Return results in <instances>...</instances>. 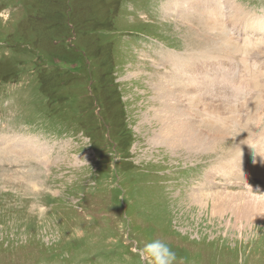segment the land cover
<instances>
[{
    "label": "rangeland",
    "instance_id": "374dc122",
    "mask_svg": "<svg viewBox=\"0 0 264 264\" xmlns=\"http://www.w3.org/2000/svg\"><path fill=\"white\" fill-rule=\"evenodd\" d=\"M169 1L0 0V264H147L138 250L153 240L174 264H264V0L176 3L189 15ZM69 15L89 67L77 78L45 65L67 44L54 37ZM155 81L173 84V103L210 148L149 142L166 98L154 97ZM22 143L40 159L15 160L7 150ZM221 163L239 178L215 174ZM198 183L202 196H189ZM216 201L259 211L239 219Z\"/></svg>",
    "mask_w": 264,
    "mask_h": 264
},
{
    "label": "bare ground",
    "instance_id": "6f19581e",
    "mask_svg": "<svg viewBox=\"0 0 264 264\" xmlns=\"http://www.w3.org/2000/svg\"><path fill=\"white\" fill-rule=\"evenodd\" d=\"M199 1H201V0H199ZM205 1V0H204ZM207 1V0H206ZM211 1V3H212V0H210ZM209 1V2H210ZM214 1V0H213ZM234 1V0H233ZM179 2H181V3H193V1L192 0H190V1H188V0H170L169 2H167V5L165 4V6H164V8L165 9H168L169 8V6L172 4V6H173V11H176L175 12V15H178V14H185V15H189L190 14V10L189 9H191L192 7H190V6H182V5H177L176 3H179ZM232 2V1H231ZM207 3V2H206ZM210 3V4H211ZM180 4V3H179ZM194 4L196 5V3L194 2ZM210 4H208V5H210ZM234 4V3H233ZM181 7V8H180ZM204 7H206V6H204ZM226 7V6H225ZM219 8H220V6H219ZM227 9H228V7H226ZM232 8V7H231ZM205 9V8H204ZM234 9V8H233ZM220 10V9H219ZM235 10V9H234ZM233 10V11H234ZM168 11H172L171 10V8H169L168 9ZM227 11H229V10H227ZM231 11V10H230ZM229 11V12H230ZM193 12V11H192ZM191 12V13H192ZM228 12V13H229ZM235 12V11H234ZM227 12H226V14H228ZM236 13V12H235ZM207 14H210V13H207ZM217 14H219V12L217 13ZM201 15V14H200ZM183 16V15H182ZM209 17V16H208ZM229 16H227V18H228ZM182 18V17H181ZM181 18H179V19H181ZM190 18H192V19H194L193 17H190ZM189 18V19H190ZM232 18H233V16H232ZM234 18H235V16H234ZM176 19H177V17H176ZM183 19V18H182ZM220 20H221V18H219ZM237 19H239V18H237ZM223 20V19H222ZM234 20V19H233ZM184 22V20L182 21V23ZM189 22V21H188ZM236 22H237V20H236ZM235 22V23H236ZM185 23V22H184ZM238 23H239V21H238ZM218 24V23H217ZM205 25V24H204ZM222 25V24H221ZM235 26V25H234ZM246 26V25H245ZM217 28H219V27H217ZM222 28V27H221ZM190 30V29H189ZM203 31V30H202ZM215 31H217V30H215ZM218 33V32H217ZM217 33H213V34H217ZM192 34V33H191ZM193 35V34H192ZM197 35V34H196ZM221 35V34H220ZM261 35V39L260 40H263L264 39V28L262 29V33L260 34ZM210 36H212V35H210ZM215 36H217V35H215ZM219 36V35H218ZM213 38H214V36H213ZM213 40V39H212ZM219 40V39H218ZM211 41V40H210ZM189 42V41H188ZM222 42V41H221ZM214 43V42H213ZM218 43H220V41L218 42ZM197 44V43H196ZM241 44V43H240ZM194 45V44H193ZM239 45V44H238ZM240 46H242V45H240ZM238 47L237 49L239 50V48H241V47ZM204 47H205V45H204ZM233 47H234V45H233ZM202 48V47H201ZM242 49V48H241ZM217 50V49H216ZM233 50H235V49H233ZM187 51V50H186ZM218 51V50H217ZM240 52V51H239ZM172 53V52H171ZM168 55V54H167ZM191 55H193V54H191ZM201 55H205L204 54V49L202 48V50H201ZM231 55V54H230ZM233 56V55H232ZM209 57H210V55H209ZM227 58V57H226ZM230 58V57H229ZM244 60V59H243ZM190 63V62H189ZM171 66H172V68H173V74H175V75H178V74H181V72L183 71L182 70V66H181V64H179L178 63V61H172L171 63ZM193 65V64H192ZM202 67V66H201ZM183 68H184V66H183ZM192 69V68H191ZM204 71V70H203ZM196 72V71H195ZM193 75V74H192ZM177 77V76H176ZM190 77V76H189ZM191 77H193V76H191ZM171 78H173V76H171ZM191 79V78H190ZM189 79V80H190ZM157 81V80H156ZM153 82L152 84L154 85V87H155V89H157V90H160V89H162V90H160V91H162V92H160L159 94H154V97L155 96H157V95H159V96H161L162 98H163V95H164V93L166 94L165 95V97L166 98H164L165 100H164V102H162L160 105H155V106H157V107H154V111H153V116H154V120L159 124V126L156 128V129H154L152 132H151V136H149V142H151L152 144H162L163 146H165V147H167L168 149H171V148H178V149H180V148H184V150L186 149V151L187 150H189V151H191V149H197V148H203V149H206V148H210L211 147V142L210 141H208V138L206 137V136H204L205 135V132L203 133V132H201V131H198V130H196L193 126H191V124H189L190 122V120H188V119H186V112H185V109L183 108V107H181V106H179V107H176L175 106V104L177 103V102H174L173 103V99H172V95H173V93H174V89L172 90V88L170 87V85H173V84H171V83H169V82H164V85H166V86H168V87H166V86H162V84H161V82L160 81H158V83L157 82ZM196 81V80H195ZM200 81V80H199ZM205 81V80H204ZM211 81V80H210ZM191 82H192V80H191ZM190 82V83H191ZM184 83V82H183ZM188 83V82H187ZM240 83V82H239ZM193 84V83H192ZM198 84V83H197ZM180 85V84H179ZM204 85H206V82H204ZM219 85V84H218ZM193 87H194V85H192ZM207 86V85H206ZM166 87V88H165ZM179 87H182V86H179ZM185 87V86H184ZM200 87H201V85H200ZM240 87V86H239ZM167 88L169 89V90H172V91H168L167 90ZM199 88V87H198ZM197 88V89H198ZM165 91V92H164ZM178 92V91H177ZM191 92V91H190ZM200 92H201V90H200ZM155 93H156V91H155ZM182 93V92H181ZM241 93H242V90H241ZM178 94H180V92L178 93ZM184 94V93H183ZM189 96H190V94H188ZM192 95V94H191ZM197 95V94H196ZM204 95V94H203ZM238 95V94H237ZM181 96H183L182 94H181ZM193 96V95H192ZM198 96H199V94H198ZM253 96V95H252ZM259 96H261V95H259ZM160 97V98H161ZM174 97H175V94H174ZM177 97V96H176ZM175 97V98H176ZM193 97H195V94H194V96ZM201 97V96H200ZM157 98V97H156ZM196 98H198V97H196ZM251 98V97H250ZM254 98V97H253ZM158 99V98H157ZM178 99V98H177ZM189 99V98H188ZM188 99L186 100V101H188ZM252 99V98H251ZM180 100V99H179ZM161 101V100H160ZM156 102V101H155ZM187 103V102H186ZM201 103V102H200ZM151 104H153V103H151ZM196 105H198L197 103H195ZM201 106V105H200ZM206 106V105H205ZM254 106H257V104H254ZM153 107V106H152ZM198 107V106H197ZM192 109V108H191ZM194 109V108H193ZM254 109V108H253ZM256 110H257V108H255ZM168 110H170V111H173V112H168ZM193 111V110H192ZM196 111V110H195ZM208 111V110H207ZM261 111V110H260ZM194 112V111H193ZM236 112V111H235ZM254 113H255V111H253ZM257 112V111H256ZM258 112H259V110H258ZM264 112V111H263ZM262 112V113H263ZM200 112H198V114H199ZM260 113V112H259ZM210 113H209V111H208V115H209ZM224 114V113H223ZM261 114V113H260ZM259 114V115H260ZM147 115V114H146ZM229 115V114H228ZM257 115V114H256ZM204 116V115H203ZM207 115H205L204 117H206ZM251 116H253V115H251ZM261 116V115H260ZM146 117H148V115L146 116ZM209 117V116H208ZM207 117V118H208ZM234 117V116H233ZM236 118H237V116H235ZM234 117V118H235ZM246 117H248V116H246ZM259 117V116H258ZM257 117V118H258ZM263 117V116H262ZM261 117V118H262ZM149 118H150V116H149ZM194 118V117H193ZM196 118V117H195ZM197 118H199V117H197ZM196 118V119H197ZM210 118V117H209ZM260 118V119H261ZM233 119V118H232ZM231 119V120H232ZM246 119H249V118H246ZM150 120H152V119H150ZM199 121L201 120L202 121V119H198ZM213 120V119H212ZM218 120V119H217ZM263 120V119H262ZM194 121V120H193ZM196 122H197V120H195ZM203 121H204V118H203ZM214 121H216V118L214 119ZM233 121V120H232ZM231 121V122H232ZM246 121H248V120H246ZM148 122V121H147ZM205 122H208L206 119H205ZM230 122V123H231ZM237 122H239V121H235L234 123H233V125L236 123V125L238 126V127H240L239 125V123H237ZM191 123H192V121H191ZM200 123V122H199ZM203 124H204V122H202ZM216 123H217V121H216ZM221 123V122H220ZM219 123V120H218V124H220ZM223 123V122H222ZM242 123H243V121H242ZM196 124V123H195ZM217 124V125H218ZM228 124V123H227ZM239 124V125H238ZM255 124V123H254ZM192 125H194V123L192 124ZM206 125H208L207 127H212L213 128V124L212 123H206ZM232 125V124H231ZM195 126V125H194ZM203 126H205V125H203ZM215 126H216V124H215ZM219 126V125H218ZM222 126H223V124H222ZM226 127L228 126V125H225ZM225 126H223V129H224V127ZM229 126H230V124H229ZM252 126V125H251ZM197 128L199 127V126H196ZM220 127H221V124H220ZM231 127V126H230ZM235 127V129H237L236 128V126H234ZM233 126L231 127V128H234ZM242 127H243V125H242ZM229 128V127H228ZM241 128V127H240ZM244 128V127H243ZM261 128V127H260ZM264 128V127H263ZM194 129V130H193ZM216 129H217V126H216ZM203 130H206V129H203ZM228 130H230V129H228ZM228 130H226V131H228ZM260 130V129H259ZM214 131H217V130H215L214 129ZM213 131V132H214ZM219 131H221V133H223L222 132V130H220L219 129ZM233 132H235V133H238V132H236L235 130H232ZM261 131H262V129H261ZM229 132H231V130L229 131ZM240 132V131H239ZM206 133H209V132H206ZM214 133H216V132H214ZM224 133H225V131H224ZM242 133V132H241ZM246 133V132H245ZM261 133V132H260ZM259 132H257V134H260ZM1 134V133H0ZM204 134V135H203ZM217 134V133H216ZM206 135H208V134H206ZM219 135V134H218ZM224 135V134H223ZM230 135V134H229ZM264 135V132H263V134H262V136ZM8 136V135H7ZM211 136V135H210ZM230 136H232V135H230ZM234 136V135H233ZM248 136V135H247ZM258 136V135H257ZM261 136V135H260ZM259 136V137H260ZM261 136V137H262ZM241 137V136H240ZM243 137V136H242ZM14 138V137H13ZM245 138V137H244ZM243 138V139H244ZM230 139V138H229ZM228 139V140H229ZM224 140V139H223ZM226 140V139H225ZM233 140V139H232ZM236 140V139H235ZM231 140H229L228 142H230ZM224 142V141H223ZM237 142V141H236ZM216 143H218V144H220V145H222V144H225V143H222L221 144V142L219 143V142H216ZM240 143V142H239ZM239 143H237V144H239ZM32 144V143H31ZM53 144V143H52ZM150 144V143H149ZM232 144V143H231ZM236 144V145H237ZM5 145V144H4ZM3 145V146H4ZM35 145V144H34ZM37 145H39V144H37ZM40 145H42V144H40ZM217 145V144H216ZM215 144H214V147L216 146ZM227 145V144H226ZM233 145V144H232ZM241 145H244V144H242L241 143ZM23 146L24 147H26L24 150H23V152L22 153H20V154H17V152H15V151H13L11 148H9L7 151H9V152H11L13 155H15L13 158L15 159V160H19V161H21V160H23L25 157H27L28 155H33L35 158H37V159H40V157L38 158V156H37V154H35V152L33 153V150H31V149H29V148H27V146H29L30 147V145H29V143L28 144H24V143H22V144H20L19 145V148H23ZM235 146V145H234ZM219 147V146H218ZM221 147H223V146H221ZM231 147V146H230ZM263 147V146H262ZM18 148V149H19ZM36 148V147H35ZM43 148H44V146H43ZM217 148V146L214 148V149H216ZM220 148V147H219ZM218 148V149H219ZM232 148V147H231ZM212 149V148H211ZM210 149V150H211ZM223 149V148H222ZM236 149V148H235ZM197 150H199V149H197ZM221 150V149H220ZM247 150V149H246ZM238 151V150H237ZM240 151V150H239ZM195 153V152H194ZM227 154V153H226ZM225 155V154H224ZM228 155V154H227ZM238 155V154H237ZM2 156L4 157V158H6V160H7V158H10L11 157V155L10 154H6V149H4L3 151H2ZM230 156V155H229ZM227 157V156H226ZM219 158H220V156H219ZM223 158H225V156H223ZM12 159V158H11ZM224 160V159H223ZM46 161V160H45ZM219 161V160H218ZM227 161H229V159L227 160ZM14 162V161H13ZM17 162V161H16ZM47 162V161H46ZM224 162V161H223ZM6 163H8V162H6ZM19 163V162H18ZM48 163V162H47ZM225 163V162H224ZM223 163H221V164H218V165H215V164H213V165H215L214 166V168H216V170L215 171H213L215 174H222V175H226V174H229L228 176H232V177H235V178H239V168L238 169H234V170H231L230 169V167L229 166H227L226 164H224V165H222ZM11 165V164H10ZM18 165H20V164H18ZM212 165V166H213ZM246 167H247V169L248 168H255V165H254V163H252V162H249L247 165H245ZM235 167V166H234ZM212 168V167H211ZM210 169V168H209ZM209 171V170H208ZM207 171V172H208ZM14 172V171H13ZM206 172V173H207ZM242 172V171H241ZM240 172V173H241ZM206 173H205V175H206ZM208 176V175H207ZM206 177V176H205ZM25 179V178H24ZM205 179H207V178H205ZM30 180H32V179H30ZM199 185L198 186H195V187H193L191 190H190V193H189V196H196V197H201L202 196V192L204 191V188H205V183H198ZM193 189H195V191H193ZM208 193V192H207ZM204 194V193H203ZM214 195H216L217 196V194L215 193ZM223 195V194H222ZM234 195V194H233ZM220 197V196H219ZM262 198V197H261ZM221 200V199H220ZM252 200H255V199H252ZM262 200H264V198H262ZM222 201V200H221ZM220 201V202H221ZM225 201V200H224ZM227 202V201H226ZM261 202H263L264 203V201H261ZM221 205V203H219L218 201H216L215 203H213V210L214 211H216V209L217 210H230V211H234V213H232V214H234L236 217H238L239 219H241V217L243 218V217H245V216H248V215H251L252 217H254L255 218V216H254V213H257L256 211H259V210H257V209H254V208H251V207H248V206H236V205H232L231 203H229V202H227V203H224V205L227 207V209H223V208H221V207H219ZM260 212H263L260 216H262V215H264V210H262V211H260ZM258 214V213H257ZM256 214V215H257ZM258 218V217H257Z\"/></svg>",
    "mask_w": 264,
    "mask_h": 264
},
{
    "label": "trees",
    "instance_id": "16d2710c",
    "mask_svg": "<svg viewBox=\"0 0 264 264\" xmlns=\"http://www.w3.org/2000/svg\"><path fill=\"white\" fill-rule=\"evenodd\" d=\"M71 6L66 4V10L68 14H70ZM53 20L47 24L48 28L55 27L56 21L58 19V14L55 16H50L47 14V20ZM89 21V20H88ZM71 20L70 15L66 18V22L64 23L65 30L60 35H55V42H66L65 47L60 46V49L54 50L57 61L50 62L47 59V70H58L62 75L74 76L77 78L80 75V68L83 67L85 69H89L87 60L85 59L83 53L78 49V47L73 43L72 35H74L77 31H81V29H77L78 24ZM92 22V21H91ZM61 45V44H59ZM60 63V65H59ZM86 73V72H85ZM103 76L98 74L95 77V80L98 81L101 85L109 84L104 80Z\"/></svg>",
    "mask_w": 264,
    "mask_h": 264
},
{
    "label": "clouds",
    "instance_id": "9594fccd",
    "mask_svg": "<svg viewBox=\"0 0 264 264\" xmlns=\"http://www.w3.org/2000/svg\"><path fill=\"white\" fill-rule=\"evenodd\" d=\"M47 211L46 206H40L39 213L41 215ZM138 251L141 258L147 261V264H174L176 260V253L160 240H153Z\"/></svg>",
    "mask_w": 264,
    "mask_h": 264
}]
</instances>
